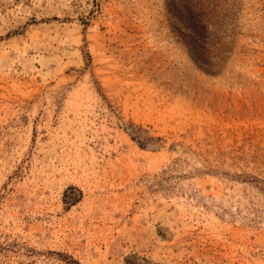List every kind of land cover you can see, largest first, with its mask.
<instances>
[{
    "label": "rangeland",
    "instance_id": "1",
    "mask_svg": "<svg viewBox=\"0 0 264 264\" xmlns=\"http://www.w3.org/2000/svg\"><path fill=\"white\" fill-rule=\"evenodd\" d=\"M0 264H264V0H0Z\"/></svg>",
    "mask_w": 264,
    "mask_h": 264
},
{
    "label": "trees",
    "instance_id": "2",
    "mask_svg": "<svg viewBox=\"0 0 264 264\" xmlns=\"http://www.w3.org/2000/svg\"><path fill=\"white\" fill-rule=\"evenodd\" d=\"M140 131H143L141 126H134V130L132 131V136L134 139L138 140V142L144 146V143L139 140Z\"/></svg>",
    "mask_w": 264,
    "mask_h": 264
}]
</instances>
